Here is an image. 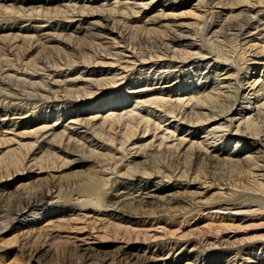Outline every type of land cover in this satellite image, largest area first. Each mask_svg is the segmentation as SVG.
<instances>
[{"label": "bare ground", "instance_id": "1", "mask_svg": "<svg viewBox=\"0 0 264 264\" xmlns=\"http://www.w3.org/2000/svg\"><path fill=\"white\" fill-rule=\"evenodd\" d=\"M28 217L0 264H264V0H0V237Z\"/></svg>", "mask_w": 264, "mask_h": 264}, {"label": "rangeland", "instance_id": "2", "mask_svg": "<svg viewBox=\"0 0 264 264\" xmlns=\"http://www.w3.org/2000/svg\"><path fill=\"white\" fill-rule=\"evenodd\" d=\"M156 8H160V7H156ZM177 9V8H176ZM182 10H184V9H182ZM182 10H180V11H178V12H173V13H179V12H181ZM190 19H183V20H179V21H189ZM179 21H176V22H179ZM215 77V75H213V78ZM191 81H193V80H191ZM199 82H200V80L199 81H193V83H197V84H199ZM247 102L248 101H245V105L247 104ZM141 106H139V108H140ZM18 131H25V129L24 130H18ZM25 141H27V140H25ZM24 141V142H25ZM226 175V176H225ZM223 176H224V178L227 180V177H228V180L227 181H229V179L230 178H232V179H230V180H233L234 178H233V176L231 175L230 176V174L228 173V172H225L224 174H223ZM221 177H222V175H221ZM223 178V179H224ZM128 201V200H127ZM175 210V208L173 207L171 210H170V212L169 213H173V212H175V214L177 213H179V212H176V210ZM207 212H209V211H206L204 214H207ZM45 215L43 214V217H44ZM47 216V215H46ZM205 217H204V219L203 220H201V221H206V223H207V221H208V215L206 216V215H204ZM43 217H41V218H37V219H32L31 217H28V219H27V221H22V222H20V224H19V226H18V229H16L15 231L14 230H12V231H10L9 233H7V234H4L3 236H1L0 238L2 239L1 241H0V244H4V245H6V244H9V242L11 241V240H14V239H16V238H18L20 241H22V240H24V238H27V237H29V239L32 237V240H34V239H36V238H38V237H40V239H43V240H48V236H47V234H48V230H46L45 228L47 227H45L44 228V226L46 225V222H43ZM45 224V225H44ZM257 224H260V223H257ZM64 228H66V227H64ZM64 228H59V230H60V232L62 231V233H64L65 232V234L64 235H68V234H71V232H74V231H70V229H64ZM45 229V230H44ZM52 229V228H51ZM57 230H58V228H56ZM56 229H54V230H56ZM256 232H252L251 234H249V235H254ZM48 237V238H47ZM46 238V239H45ZM43 240H41L43 243L45 242V241H43ZM40 247V246H39ZM61 252H62V250H61ZM50 260V261H49ZM55 260H56V258H53L52 260L51 259H49L48 257H47V259L45 258V261L46 262H48L49 261V263L50 262H55ZM57 260H63V258H59V259H57ZM56 260V261H57ZM43 262V263H46V262Z\"/></svg>", "mask_w": 264, "mask_h": 264}]
</instances>
